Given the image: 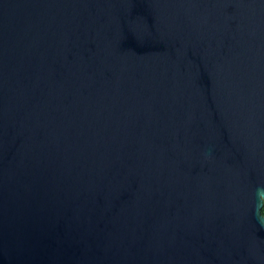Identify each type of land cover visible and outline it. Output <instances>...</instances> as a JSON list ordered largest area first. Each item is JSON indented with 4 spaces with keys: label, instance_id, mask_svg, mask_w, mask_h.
<instances>
[{
    "label": "water",
    "instance_id": "water-1",
    "mask_svg": "<svg viewBox=\"0 0 264 264\" xmlns=\"http://www.w3.org/2000/svg\"><path fill=\"white\" fill-rule=\"evenodd\" d=\"M264 0H0V264H264Z\"/></svg>",
    "mask_w": 264,
    "mask_h": 264
},
{
    "label": "trees",
    "instance_id": "trees-1",
    "mask_svg": "<svg viewBox=\"0 0 264 264\" xmlns=\"http://www.w3.org/2000/svg\"><path fill=\"white\" fill-rule=\"evenodd\" d=\"M261 214L264 217V203H263L262 208H261Z\"/></svg>",
    "mask_w": 264,
    "mask_h": 264
}]
</instances>
